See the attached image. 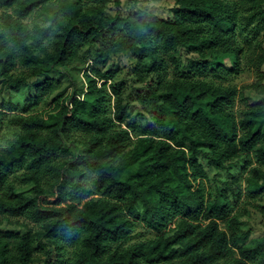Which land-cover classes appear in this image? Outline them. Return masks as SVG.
<instances>
[{"label": "trees", "instance_id": "16d2710c", "mask_svg": "<svg viewBox=\"0 0 264 264\" xmlns=\"http://www.w3.org/2000/svg\"><path fill=\"white\" fill-rule=\"evenodd\" d=\"M147 1L155 11L0 0V108L14 112H0V264H264V235L234 214L242 182L247 199L264 195V87L254 101L224 84L264 29V0ZM86 53V89L33 112ZM113 56L145 85L136 104L118 70H102ZM19 219L38 229L2 227Z\"/></svg>", "mask_w": 264, "mask_h": 264}, {"label": "rangeland", "instance_id": "374dc122", "mask_svg": "<svg viewBox=\"0 0 264 264\" xmlns=\"http://www.w3.org/2000/svg\"><path fill=\"white\" fill-rule=\"evenodd\" d=\"M121 1V7L123 9H127L129 5H132L136 1L138 4L137 7L146 8L148 10L155 11V5L156 3H153L152 1L147 0H120ZM112 5V4H111ZM159 5V4H158ZM112 8L115 9L114 6ZM255 40H253L252 36H249L246 40H251L252 46L251 49L247 46L246 42L244 41L241 45L243 47V58L241 64V69L239 74H232L229 81L224 84L226 86H232L236 87L240 92L243 93L245 97H251L254 101H259L260 95L256 94V91L251 88L252 85L256 84L259 80L262 81V87H264V79L260 78V72L264 73V62L260 65L258 64V56H260L262 53H264V29L261 31V34L257 37H254ZM245 39V37H241V40ZM255 48V49H254ZM256 50V52L253 54L252 50ZM262 51V52H261ZM261 52V54H260ZM260 54V55H259ZM83 58H86V63L84 64V67L81 69L79 67L75 69L67 70V73L64 74V77H62V90L63 95L59 97V94L54 93L51 95L46 101L43 103H40L38 105L32 106V111L38 114H42V116H46V113L49 112L51 109L54 108L55 104L63 100L64 98H68L71 96L72 92L74 90H77L78 92L86 89V77L85 72H90V69L92 67V61L90 59V55L88 53L83 55ZM103 71L106 70H118L117 77L114 80L120 81L122 79H126L127 81V93L133 88V95L131 97V101L135 104L137 103V98H143L147 95V91L144 84L140 83H133V75L132 70L129 67V63L126 60L118 58V56H113L112 59L108 62V64L104 67H102ZM22 72H26L24 68H21L17 66L13 73L15 74H22ZM26 74V73H23ZM84 82V83H83ZM84 85H83V84ZM130 87V90H129ZM28 90L26 87H21L20 90L13 92V101H19L22 102V100L27 96ZM9 95L4 92L3 98L8 99ZM62 98V99H61ZM246 104L244 101H241V99L238 97L237 102L235 104V112L237 114L241 115L242 110L246 109ZM0 112L4 114L3 118L9 119L11 116L14 115V112H7L4 109L0 108ZM133 114L137 113L136 108L132 111ZM141 121V120H139ZM143 122V121H142ZM9 138L8 129L6 127L2 128L0 127V148H3L6 146V141ZM257 163L253 162L252 166H256ZM211 175L213 173H210ZM242 186V197L241 202L239 205H237L234 209V214L239 213L240 221L242 224V227L246 230L250 231L251 238H259L264 235V195L261 196V198L257 200L253 199H247V192H246V185L244 182L241 184ZM246 202V204H245ZM244 205L246 207H244ZM23 224L26 225V227L31 228L32 230L38 229V226H35L34 224H27L24 220H12L11 222H4L2 224V227L18 231L21 229ZM136 237L138 239L145 240L149 237H151V234L147 232L146 230L142 228L136 229ZM41 264V263H36Z\"/></svg>", "mask_w": 264, "mask_h": 264}]
</instances>
